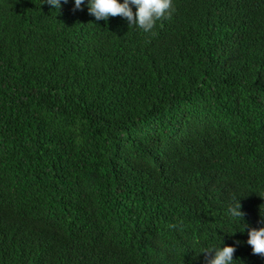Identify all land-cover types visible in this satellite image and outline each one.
Here are the masks:
<instances>
[{
  "label": "trees",
  "instance_id": "1",
  "mask_svg": "<svg viewBox=\"0 0 264 264\" xmlns=\"http://www.w3.org/2000/svg\"><path fill=\"white\" fill-rule=\"evenodd\" d=\"M43 2L0 0V264H264V0Z\"/></svg>",
  "mask_w": 264,
  "mask_h": 264
},
{
  "label": "clouds",
  "instance_id": "2",
  "mask_svg": "<svg viewBox=\"0 0 264 264\" xmlns=\"http://www.w3.org/2000/svg\"><path fill=\"white\" fill-rule=\"evenodd\" d=\"M69 0H44L53 10H60ZM86 7L88 13L97 21H107L109 17L121 16L129 25H136L144 32H150L156 22L171 15L173 0H74V9ZM238 199L229 207L228 214L234 220L244 217V212ZM264 219V214H262ZM247 243L253 254L264 255V227L249 228ZM223 244V241H222ZM222 244L209 246L201 251L207 254L206 264H234L235 245Z\"/></svg>",
  "mask_w": 264,
  "mask_h": 264
}]
</instances>
